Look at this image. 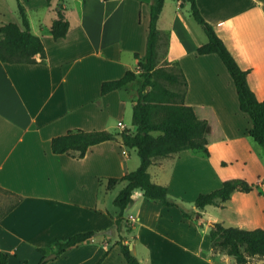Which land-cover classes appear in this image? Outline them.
Returning a JSON list of instances; mask_svg holds the SVG:
<instances>
[{
	"label": "crops",
	"instance_id": "crops-1",
	"mask_svg": "<svg viewBox=\"0 0 264 264\" xmlns=\"http://www.w3.org/2000/svg\"><path fill=\"white\" fill-rule=\"evenodd\" d=\"M20 2L46 55L36 54L35 62L0 59V189L20 198L10 211L15 200L0 209V249L9 262L35 264L43 256L37 248H45L48 255L58 241L95 230L100 233L44 264H97L108 249L100 264H128L117 243L120 236L128 244L134 239L133 252L142 264H238L233 256L212 248L210 229L215 222L264 228V149L249 134L251 117L241 110L221 57L197 51L208 36L194 18L191 2L165 0L158 19L159 52L162 63H178L186 75L185 102L208 122L209 154L184 149L154 158L148 171L186 207L199 193L227 179L244 178L256 186L248 192L236 190L230 199L200 210L194 203L191 217L136 189L121 228L114 231L118 207L111 191L124 182L109 188L108 179L140 165L137 149L131 152L123 140L108 139L78 157L55 153L52 139L78 128L113 133L136 129L124 119L129 109L133 113L137 99L134 81L105 94L101 86L128 69L136 70V53L141 57L146 52L152 0ZM196 2L247 71L256 98L264 100V0ZM59 7L70 27L65 37L56 39L51 28ZM8 22L22 23L18 0H0V27ZM129 228L133 230L128 234ZM244 264H264V258L255 255Z\"/></svg>",
	"mask_w": 264,
	"mask_h": 264
},
{
	"label": "trees",
	"instance_id": "trees-1",
	"mask_svg": "<svg viewBox=\"0 0 264 264\" xmlns=\"http://www.w3.org/2000/svg\"><path fill=\"white\" fill-rule=\"evenodd\" d=\"M189 1L194 18L203 26L208 36V41L197 48L198 53L214 52L221 57L236 85L240 108L251 117L252 127L249 134L264 149V100L259 101L256 98L247 82V71L239 66L213 26L205 20L196 0ZM164 2L165 0H152L150 4L146 52L141 57L136 53V57L139 58L136 70L128 69L123 76L106 80L101 86V92L105 94L130 82L138 81L137 99L132 113V124L136 129L132 131L127 128L120 133L127 146L137 149L141 162L135 170L128 171L121 177L108 179L109 188L124 182L114 198L118 215L112 231L121 228L124 211L132 201V194L136 189L142 190L144 196L149 199L161 201L167 206H178L186 217L196 213L195 209L188 208L172 198L168 187L154 182L148 171L154 158L170 156L184 149L202 150L209 154L206 137L208 122L197 115L192 105L185 102L188 82L183 69L178 63L160 64L158 19ZM18 11L21 24L8 22L0 27V59L3 62H35L36 54L46 55L44 42L40 36L32 32L27 12L20 0ZM69 27L70 22L62 7H59L51 28L53 37L56 39L65 37ZM116 134L108 130L73 129L54 137L52 150L55 153L69 152L83 157L91 145L116 139ZM255 186L244 178L227 179L220 187L199 193L194 202L195 207L200 210L206 205H218L230 199L236 190L248 192ZM19 200L20 198H16L7 212L13 209ZM99 233L95 230L75 233L65 240L58 241L52 252L59 256L68 248ZM210 237L212 248L233 256L238 264L247 263L255 255L264 258V228L245 229L215 222L211 225ZM117 243L128 264H142L122 236ZM37 249L43 256L35 264L46 263L47 260L44 259L47 255L46 249L42 247ZM108 253L109 249L104 252L97 264H100ZM0 264H11L8 254L1 249Z\"/></svg>",
	"mask_w": 264,
	"mask_h": 264
},
{
	"label": "rangeland",
	"instance_id": "rangeland-1",
	"mask_svg": "<svg viewBox=\"0 0 264 264\" xmlns=\"http://www.w3.org/2000/svg\"><path fill=\"white\" fill-rule=\"evenodd\" d=\"M175 1H177V0H171V2L173 3V4H175ZM160 64L161 65H168V64H170L168 61H166L165 60V62H161V60H160ZM176 68V67H175ZM134 85L132 86V90L134 91V89H136V91H137V86H138V81L136 80V81H134V83H133ZM132 110H128L127 111V113H126V116L124 117V119H125V121H126V123L128 124V126L129 127H132L133 126V124H132ZM114 130H118L117 128L116 129H114ZM127 149H129V150H131V152H132V150H134L132 147L131 148H129V147H126ZM138 158L140 159V156L138 155ZM121 187H122V184L121 185H118V186H116L112 191H111V194H113V198L115 197V195H117L118 194V191H119V189H121ZM15 200V197L14 196H12L11 194H9V193H7V192H5L4 190H1L0 189V209L1 210H4L5 208H7L13 201ZM186 205L188 206V207H193V205H194V202L193 203H189V202H187L186 203ZM115 206V205H114ZM116 209H117V207H116ZM129 231H128V234L129 233H131L132 231L131 230H133L132 228H129L128 229ZM133 241H134V239H132L131 240V242L129 243V244H132L133 243Z\"/></svg>",
	"mask_w": 264,
	"mask_h": 264
},
{
	"label": "water",
	"instance_id": "water-1",
	"mask_svg": "<svg viewBox=\"0 0 264 264\" xmlns=\"http://www.w3.org/2000/svg\"><path fill=\"white\" fill-rule=\"evenodd\" d=\"M116 137L118 138V139H123V135L121 134V133H117L116 134ZM130 245V248L134 251V247H133V245L132 244H129ZM56 254L53 252V253H51V254H48V255H46L45 256V260H48V259H50V258H52V257H54Z\"/></svg>",
	"mask_w": 264,
	"mask_h": 264
},
{
	"label": "built area",
	"instance_id": "built-area-1",
	"mask_svg": "<svg viewBox=\"0 0 264 264\" xmlns=\"http://www.w3.org/2000/svg\"><path fill=\"white\" fill-rule=\"evenodd\" d=\"M118 123H119V125H122V126H124V124H123V122H122V121H119ZM126 129H127V128H126ZM123 153H125V150L123 151Z\"/></svg>",
	"mask_w": 264,
	"mask_h": 264
}]
</instances>
